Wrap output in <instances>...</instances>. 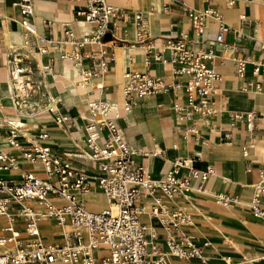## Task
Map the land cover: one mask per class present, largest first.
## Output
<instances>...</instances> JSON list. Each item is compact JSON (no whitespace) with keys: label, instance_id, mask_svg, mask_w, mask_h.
Masks as SVG:
<instances>
[{"label":"crops","instance_id":"obj_1","mask_svg":"<svg viewBox=\"0 0 264 264\" xmlns=\"http://www.w3.org/2000/svg\"><path fill=\"white\" fill-rule=\"evenodd\" d=\"M17 1L0 0V120L3 119L0 152L17 162L15 167L0 168V179L17 181L26 173L44 177L40 165L22 159L28 141L48 146L60 156L89 151L84 138V121L79 117L85 114V102L97 97L107 98L121 109L123 72L139 70L162 76L166 83L173 82L169 63L151 60L148 65L144 64L146 41L136 42L132 22V14L139 12L146 22L145 36L153 45L152 53L158 51L165 38L184 33L189 48L211 47L217 55L214 64L219 78L212 83L210 113H197L188 106L185 92L174 89L131 99L130 113L118 119L127 143L138 151L134 156L135 163L151 178L162 176L176 159L186 161L178 168V176L197 173L190 178V188L185 196L175 194L165 201L169 208L177 206L189 212L190 224L180 229L193 236L201 257L180 259L171 256L169 261L172 264H264V217L254 215L250 206L253 184L264 178V70L254 71V65H264V0H106L126 13L128 20H118L116 38H103L106 49L112 52L113 61L102 90H96L92 85L98 78L85 87L79 85L80 67L63 57L66 53L81 54L90 48L89 43H78L84 32L90 33L93 29L92 24L78 22L84 19L76 14L84 9V1L31 0L36 36L30 38L27 46H24L23 36L20 40L16 38V32L22 35ZM183 5L212 11L200 35L196 36L192 31ZM241 16L255 20L256 27L242 23ZM219 19L230 27L223 36L224 41L234 47L230 58L222 57L220 46L212 43L218 32ZM11 49H15L22 59L28 77L34 83L30 107L21 111L9 95L7 56ZM162 56L169 59L168 52H163ZM232 58H246L242 76L236 74ZM81 65L91 66L92 63L82 58ZM185 79V76L179 77L182 82ZM53 98L56 99L54 103ZM185 112H189V118L184 116ZM55 113L68 114L74 128L67 130L55 123ZM236 115L240 117L236 118ZM248 115L252 123L250 129L247 128ZM9 119L23 123L12 141L6 124ZM41 134L45 137H40ZM100 143V140L96 141V144ZM72 163L84 168L88 174L89 190L78 194L86 208L94 212L106 208L108 202L95 187L93 176L97 172L91 168V163L79 158H73ZM207 167L211 168L212 174L201 179L200 174ZM217 194L227 196V201L217 202ZM143 199L148 206L151 198L145 195ZM259 205L264 211V194L259 196ZM16 207L11 205L10 211ZM139 219L150 226L146 237L160 251L166 250L162 226L147 214H141ZM5 224L6 219L0 217V233ZM66 224L61 227L54 220L40 221L41 238L46 242H61ZM14 226L23 230V222L19 219L15 220ZM94 254L103 256L107 252L97 250Z\"/></svg>","mask_w":264,"mask_h":264},{"label":"built area","instance_id":"obj_2","mask_svg":"<svg viewBox=\"0 0 264 264\" xmlns=\"http://www.w3.org/2000/svg\"><path fill=\"white\" fill-rule=\"evenodd\" d=\"M84 9L76 11L85 20L91 22L94 29L84 32L80 45L89 43L90 48L81 54H64L74 66L80 67L81 86L92 83L96 90L103 89V82L113 61L112 52L106 49L103 40L108 34L115 37L118 20H128L126 13L110 5L106 0H83ZM19 24L26 35L36 36L32 22L33 6L31 0H18ZM192 31L196 36L203 32L205 21L212 15L210 9L195 10L183 5ZM218 32L213 40L221 49V56L230 58L234 47L224 41V34L230 30L222 20H218ZM242 23L256 27L255 20L241 16ZM135 26L136 42L143 43L146 57L144 64L151 60L171 65L173 82L166 83L162 76L150 75L139 70H128L122 73L123 102L121 109L115 101L107 98H93L85 102V114L79 116L83 121L85 141L89 151L66 153L65 156L55 154L48 146L29 142L22 153V159L31 164H38L44 177L26 173L21 179H0V217L6 219V224L0 233V264H54L61 261L66 264H172L169 257L180 259L201 257L200 249L194 244L193 236L185 234L180 227L190 224V214L182 207L169 208L166 200H171L175 194L185 196L190 188V178L197 173H186L178 176V168L186 163L183 159L172 162L171 168L158 178H151L148 172L135 163L134 156L138 151L127 143L118 119L128 115L131 109V99L142 97L159 91L182 89L191 107L199 114L212 111V83L219 78L215 71V51L207 49H192L187 46L184 33L165 38L157 52H151L153 45L146 34V22L139 12L132 14ZM40 40H42L40 38ZM168 52L169 59L162 56ZM89 59L91 66L82 67L81 59ZM238 76L244 73L246 58H232ZM9 72V89L11 100L19 108L28 105L34 83L28 77L24 62L11 49L7 56ZM264 70V65L255 66L254 71ZM185 76L184 82L179 77ZM177 109L178 106L174 105ZM52 111V109H51ZM184 116L189 118V112ZM240 115H236V118ZM54 122L67 130L74 128V123L66 113H55ZM9 139L17 135L18 128L23 123L9 119ZM248 115L247 128H251ZM40 137H45L41 134ZM100 140V144L96 141ZM79 158L91 163L96 170L93 176L95 187L105 196L108 206L94 212L86 208L83 199L78 194L89 190L88 174L84 168L73 165L72 159ZM16 161L0 152V168L15 167ZM212 174L207 167L201 174L206 179ZM264 194V178L253 184V195L250 206L256 216L264 217V211L259 205V196ZM151 198L148 206L143 197ZM227 196L215 195L217 202L225 203ZM17 205L13 212L11 205ZM141 214H147L165 230L164 242L166 250L160 251L146 232L150 226L140 221ZM16 219L23 222V230L14 226ZM54 220L59 226L67 222L72 226L63 232L61 242H46L41 238L39 222ZM7 232V234H4ZM150 237L153 234L149 233ZM97 250H105L107 254L96 256Z\"/></svg>","mask_w":264,"mask_h":264},{"label":"bare ground","instance_id":"obj_3","mask_svg":"<svg viewBox=\"0 0 264 264\" xmlns=\"http://www.w3.org/2000/svg\"><path fill=\"white\" fill-rule=\"evenodd\" d=\"M78 22H83V23H89V24H92L91 22H88L87 20H85V19H82V21H78ZM20 25V24H19ZM93 25V24H92ZM93 29H94V26H93ZM93 29L91 30V32L93 31ZM22 36L24 37V46H27L29 43H30V38L31 37H33V38H35V36L34 35H26L23 31H22V35L20 36L19 34H18V32H16V38H18V40H20L21 38H22ZM4 69V68H3ZM4 71V70H3ZM1 72V71H0ZM3 73V72H2ZM1 75V74H0ZM1 77V76H0ZM49 79V78H48ZM5 82V81H4ZM76 83V82H75ZM5 84V83H4ZM124 85V83L122 84V86ZM6 89V88H5ZM10 95V94H9ZM56 101V99H54L53 98V100H52V102L54 103ZM13 105V104H12ZM53 105V104H52ZM10 107H12V106H10ZM25 107L23 106V105H20V107H19V110L21 111V110H23ZM3 120V119H2ZM2 120H0V124L3 122ZM106 199V198H105ZM107 202V201H106ZM107 205H109L108 203H107ZM65 228L67 227L68 229H70L72 226L70 225V224H66L65 226H64ZM57 262V261H56ZM59 264H62L61 263V261L60 262H58ZM58 263H54V264H58Z\"/></svg>","mask_w":264,"mask_h":264},{"label":"water","instance_id":"obj_4","mask_svg":"<svg viewBox=\"0 0 264 264\" xmlns=\"http://www.w3.org/2000/svg\"><path fill=\"white\" fill-rule=\"evenodd\" d=\"M108 37H109V35H108V34H106V35H105V38H108Z\"/></svg>","mask_w":264,"mask_h":264},{"label":"rangeland","instance_id":"obj_5","mask_svg":"<svg viewBox=\"0 0 264 264\" xmlns=\"http://www.w3.org/2000/svg\"><path fill=\"white\" fill-rule=\"evenodd\" d=\"M64 229H65V231L69 230L67 227L66 228L64 227Z\"/></svg>","mask_w":264,"mask_h":264}]
</instances>
